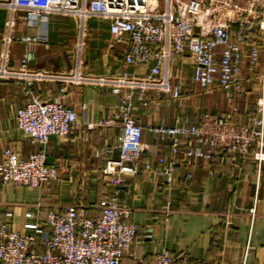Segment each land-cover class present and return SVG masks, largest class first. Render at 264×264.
<instances>
[{"label":"built area","instance_id":"obj_1","mask_svg":"<svg viewBox=\"0 0 264 264\" xmlns=\"http://www.w3.org/2000/svg\"><path fill=\"white\" fill-rule=\"evenodd\" d=\"M0 0V9L8 13L7 35L0 58V79L24 82L29 102L18 110L17 125L30 144L37 148L24 157L12 148L3 151L0 163L2 184L39 189L58 179V169L48 165L46 147L51 137L66 139L78 122L74 109L58 101H43L30 89L33 82L70 85L107 86L119 97V113L102 122L104 127H120L114 146L103 152L102 177L111 189L100 213L91 217L84 208L70 206L63 211H48L42 223L33 222L25 232L14 229L12 212L0 222V264H123L139 238L132 211L120 199L127 176L155 170L160 185L170 188L184 162H211L219 150H225L243 162L252 154L260 173L264 165V0ZM23 14L34 35L22 41L27 51L17 68L9 67V47L16 27L15 16ZM52 15L74 18L78 23L75 67L67 73L34 70L33 47L48 40V18ZM110 23L111 40L127 41L123 56L126 65H151L146 76L123 71L111 76H91L81 71V55L89 19ZM261 42L255 43V30ZM249 71L255 72L262 61L261 94L247 125L233 123L238 108L223 115H204L192 125H141L133 116L136 92L156 91L181 101L199 93L241 88L245 50ZM188 55L193 64L191 81L195 88L187 93L174 83L172 67L178 58ZM149 132L169 147L168 154L157 158L156 170L142 161L148 146L143 143ZM118 157L114 158L115 152ZM186 178L193 179L189 172ZM41 210L26 214L37 219ZM254 217L255 208L251 209ZM146 238H150L149 235ZM139 264H207L186 256L174 257L164 250L155 260Z\"/></svg>","mask_w":264,"mask_h":264},{"label":"crops","instance_id":"obj_2","mask_svg":"<svg viewBox=\"0 0 264 264\" xmlns=\"http://www.w3.org/2000/svg\"><path fill=\"white\" fill-rule=\"evenodd\" d=\"M2 11L0 58L8 21V13ZM19 20L12 31L10 68H17L27 51L22 39L36 33L23 14ZM109 26L102 19L87 21L81 71L91 76H111L123 71L138 77L149 74L151 65L133 67L124 63L129 43H114ZM77 36L78 23L74 18L50 16L48 40L34 45L30 68L57 73L72 70L77 59ZM260 42L256 27L255 43ZM248 53L246 49L239 92L215 90L178 101L156 91H138L134 118L141 125H192L206 114L223 115L237 107L233 123L247 125L263 81L262 61L255 72H250ZM192 71L188 55L178 58L172 67L174 83H180L177 78L188 72L192 77ZM182 86L184 93L195 88L193 84ZM62 87L63 84L50 81L33 82L30 86L41 100L61 102L78 115L70 136L51 137L46 147L47 163L57 167L58 179L42 188L30 189L2 184L0 177V222L7 212H12L14 229L20 232H25L29 223H42L48 211H63L70 206L82 207L88 216L95 217L110 196L111 189L102 177L103 152L118 142L121 131L119 125L108 128L102 122L116 118L119 97L107 86L70 85L61 94ZM26 90L22 81L0 79V163L7 148L24 157L37 150L17 125L18 110L30 100ZM143 143L148 149L142 161L157 170V158L168 154L169 147L147 131ZM113 157H118L117 151ZM189 172L194 174L193 179L186 178ZM126 183L120 199L132 211L139 238L124 256L123 264L155 260L164 250L174 257L186 256L207 264H264V165L259 173L252 154L241 162L233 154L219 150L211 162H184L170 188L160 185L155 170L127 176ZM39 209L42 212L37 219L26 217Z\"/></svg>","mask_w":264,"mask_h":264},{"label":"rangeland","instance_id":"obj_3","mask_svg":"<svg viewBox=\"0 0 264 264\" xmlns=\"http://www.w3.org/2000/svg\"><path fill=\"white\" fill-rule=\"evenodd\" d=\"M160 6H161V9H160V12H162L163 11V9H164V6H165V0H161L160 1ZM1 11L3 10V9H0ZM5 11V10H4ZM4 11H2V12H4ZM7 12V11H6ZM21 14V13H20ZM20 14L18 13L16 16H15V19H16V22H19L20 20ZM97 20H100V19H97ZM174 66V65H173ZM173 73V72H172ZM177 80L181 83V84H186L187 86L188 85H191L192 86V81H191V74H190V72H188V74L187 75H182V76H179L178 78H177ZM203 95H202V93H199V97H202Z\"/></svg>","mask_w":264,"mask_h":264},{"label":"water","instance_id":"obj_4","mask_svg":"<svg viewBox=\"0 0 264 264\" xmlns=\"http://www.w3.org/2000/svg\"><path fill=\"white\" fill-rule=\"evenodd\" d=\"M5 1H7V0H5Z\"/></svg>","mask_w":264,"mask_h":264}]
</instances>
